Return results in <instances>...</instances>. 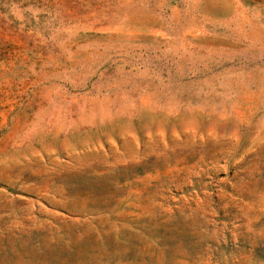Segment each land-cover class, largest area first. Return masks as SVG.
I'll return each instance as SVG.
<instances>
[{
	"label": "rangeland",
	"instance_id": "rangeland-1",
	"mask_svg": "<svg viewBox=\"0 0 264 264\" xmlns=\"http://www.w3.org/2000/svg\"><path fill=\"white\" fill-rule=\"evenodd\" d=\"M0 264H264V0H0Z\"/></svg>",
	"mask_w": 264,
	"mask_h": 264
}]
</instances>
